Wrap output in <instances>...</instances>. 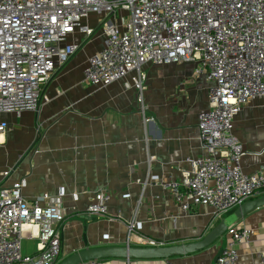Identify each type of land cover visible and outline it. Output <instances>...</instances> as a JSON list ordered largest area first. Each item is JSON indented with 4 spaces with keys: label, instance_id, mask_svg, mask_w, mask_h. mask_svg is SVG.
<instances>
[{
    "label": "built area",
    "instance_id": "2783aa9c",
    "mask_svg": "<svg viewBox=\"0 0 264 264\" xmlns=\"http://www.w3.org/2000/svg\"><path fill=\"white\" fill-rule=\"evenodd\" d=\"M91 15H96L94 24L88 21ZM97 30L104 34V46L88 58L86 81L106 86L131 74L124 85L135 90L144 122L152 120L145 117L144 64L193 59L195 73L212 82L209 107L198 113L197 122L207 154L185 157L188 168L181 170L180 180L162 183L184 212L205 206L217 216L264 192V166L254 173L242 170V148L233 133L243 107L264 97V0H0V115L37 111L43 85L79 48L73 35L89 38ZM4 128L0 123V131ZM153 160L147 155L148 168ZM158 180L148 173L141 185ZM21 188V181L0 182V264H57L63 193L28 199ZM108 199L100 191L85 212L113 220ZM24 225L37 228L33 254L21 252ZM125 227L124 245L136 238L146 246L162 244L136 234L140 222L135 215ZM225 234L227 245L215 264H236L237 246L248 242L253 231L232 223ZM78 264L112 263L89 259ZM259 264H264V252Z\"/></svg>",
    "mask_w": 264,
    "mask_h": 264
},
{
    "label": "crops",
    "instance_id": "0c3cea01",
    "mask_svg": "<svg viewBox=\"0 0 264 264\" xmlns=\"http://www.w3.org/2000/svg\"><path fill=\"white\" fill-rule=\"evenodd\" d=\"M88 21L94 24L96 15ZM71 39L79 48L43 85L38 110L0 115L5 125L0 131V182L21 181V193L28 199L63 193L60 261L86 248L124 245L125 224L134 215L140 222L136 234L161 245L193 240L207 227L227 220L236 208L217 216L205 206L184 212L162 185L180 180L181 170L188 168L185 157L207 154L197 122L198 113L209 107L207 90L212 82L195 73L197 61L143 65L145 117L152 118L144 122L135 90L124 85L131 74L106 86L85 79L88 58L104 46V34L97 30L87 38L75 33ZM233 133L242 148V170L256 172L264 166V97L243 107ZM147 155L154 156L149 168ZM6 170L9 173L3 177ZM148 173L159 180L143 187ZM100 191L109 195L113 220L85 212ZM228 223L253 231L248 242L237 246L236 264H259L264 252V206ZM22 230L21 252L35 253L37 228L24 225ZM227 238L224 234L206 249L184 257L109 260L112 264H215ZM130 245L146 246L137 238Z\"/></svg>",
    "mask_w": 264,
    "mask_h": 264
},
{
    "label": "water",
    "instance_id": "95a60500",
    "mask_svg": "<svg viewBox=\"0 0 264 264\" xmlns=\"http://www.w3.org/2000/svg\"><path fill=\"white\" fill-rule=\"evenodd\" d=\"M262 206H264V194L245 201L231 213L227 220H221L215 225L207 227L193 240L161 246L110 245L86 248L76 251L57 264H78L89 259H169L171 257L188 256L206 249L220 239L225 234L229 221L238 220L250 211ZM221 250L215 255L214 260H216Z\"/></svg>",
    "mask_w": 264,
    "mask_h": 264
}]
</instances>
